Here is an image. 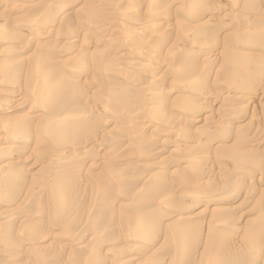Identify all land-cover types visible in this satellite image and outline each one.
Returning a JSON list of instances; mask_svg holds the SVG:
<instances>
[{
	"label": "rangeland",
	"instance_id": "obj_1",
	"mask_svg": "<svg viewBox=\"0 0 264 264\" xmlns=\"http://www.w3.org/2000/svg\"><path fill=\"white\" fill-rule=\"evenodd\" d=\"M0 264H264V0H0Z\"/></svg>",
	"mask_w": 264,
	"mask_h": 264
},
{
	"label": "bare ground",
	"instance_id": "obj_2",
	"mask_svg": "<svg viewBox=\"0 0 264 264\" xmlns=\"http://www.w3.org/2000/svg\"><path fill=\"white\" fill-rule=\"evenodd\" d=\"M72 4H73V3H72ZM62 8H63V7H62ZM64 9H65V8H64ZM57 11H58V10H57ZM59 11H60V10H59ZM158 27H159V25H158ZM37 31H38V30H37ZM18 38H19V37H18ZM20 38H21V37H20ZM21 40H22V42H23V41H24V42H27L29 39L25 40L24 38H22ZM197 71H198V70H197ZM44 79H46L45 81H46L47 83L50 82V81L48 82V79H49V78H44ZM41 80H43V79H41ZM41 80H39V81H41ZM49 80H50V79H49ZM138 80H139V79H138ZM39 81H38V82H39ZM42 82H43V81H42ZM39 83L41 84V82H39ZM40 84L38 85V87H43V86H41L42 84H41V85H40ZM50 84H51V83H50ZM44 85H45V84H44ZM46 85H47V84H46ZM141 85H142V84H141ZM47 86H48V85H47ZM34 87H35V86H34ZM53 87H54V86H53ZM35 88H36V87H35ZM48 88H49V87H48ZM50 88H51V87H50ZM33 89H34V88H33ZM37 89H38V88L35 89V92H37ZM40 89L42 90V88H40ZM44 89H45V88H44ZM43 91H44V90H42V93H43ZM46 91H47V90H46ZM47 92H48V91H47ZM166 92H167V91H166ZM39 93H40V92H39ZM109 96H110V95H109ZM38 97H39V96H38ZM212 97H213V96H212ZM230 98H231V97H230ZM123 99H124V98H123ZM233 99H234V97H233ZM97 108H98V107H97ZM99 108H100V107H99ZM68 109H69V108H68ZM95 109H96V108H95ZM231 109H232V108H231ZM65 110H66V109H65ZM89 110H90V109H89ZM77 112H78V111H77ZM77 114H78V113H77ZM83 116H84V115H83ZM4 121H5V120H3V123H4ZM49 121H50V119H49ZM51 121H52V120H51ZM56 121H57V120H56ZM92 121H93V120H92ZM175 121H176V120H175ZM141 122H142V121H141ZM241 127H242V126H241ZM13 129H14V128H13ZM19 133H20V132H19ZM43 134H44V133H43ZM58 139H59V138H58ZM36 140H37V139H36ZM57 143H58V142H57ZM72 145H73V144H72ZM100 145H101V144H100ZM64 147H65V146H64ZM26 148H27V147H26ZM18 150H19V149H18ZM70 150H71V149H70ZM159 152H160V151H159ZM156 153H157V152H156ZM72 163H73V162H72ZM7 165H8V164H7ZM2 170H3V169H2ZM115 175H116V174H115ZM106 184H107V183H106ZM110 190H111V189H110ZM234 191H235V190H234ZM162 196H163V195H162ZM162 196H161V197H162ZM166 196H167V195H166ZM86 197H87V196H86ZM185 202H186V201H185ZM93 203H94V202H93ZM94 206H95V205H94ZM187 207H189V206H186V208H187ZM190 207H191V206H190ZM190 207H189V208H190ZM192 207H193V206H192ZM91 208H92V207H91ZM180 208H181V207H180ZM187 209H188V208H187ZM165 210H166V209H165ZM167 210H169V209H167ZM185 211H186V209H185ZM106 212H107V211H106ZM183 212H184V210H183ZM157 213H158V212H157ZM167 213H168V212H167ZM162 214H163V213H162ZM150 215H151V214H150ZM175 215H176V214H175ZM163 216H165L166 218L169 217V216H166V215H163ZM170 216H172V218L167 222V230H168V231H169V228L172 227L170 224H173V222L176 220V218H175V220L173 219V214L170 215ZM156 217H157V216H156ZM143 218H144V217H143ZM156 219H157V218H156ZM156 219H154V220H156ZM150 221H151V220H150ZM150 221H149V222H150ZM156 221H158V220H156ZM58 223H59V221H58ZM154 223H155V222H154ZM158 223H159V222H158ZM55 224H56V223H55ZM150 225H151V224H150ZM168 225H170V226H168ZM159 226H160V225H159ZM82 227H83V226H82ZM96 228H97V227H96ZM1 229H2V228H1ZM141 229H142V228H141ZM172 230H173V229H172ZM135 231H136V230H135ZM140 231H141V230L139 229L138 232H140ZM178 231H179V232H182V230H179V229H178ZM169 232H170V231H169ZM175 232H176V231H175ZM140 233H141V232H140ZM176 234H177V233H176ZM148 235H149V234H148ZM35 236H36V235H35ZM129 238H130V237H129ZM69 239H70V238H69ZM132 239H133V238H132ZM69 241H70V240H69ZM24 243H25V242H24ZM222 243H223V242H222ZM223 244H224V243H223ZM21 247H22V246H21ZM181 249H182V248H181ZM212 250H213V249H212ZM229 254H230V253H229ZM247 256H248V255H247ZM247 256H246V258H248ZM243 257H244V255H243ZM221 261H222V260H221ZM252 263H253V262H252Z\"/></svg>",
	"mask_w": 264,
	"mask_h": 264
}]
</instances>
